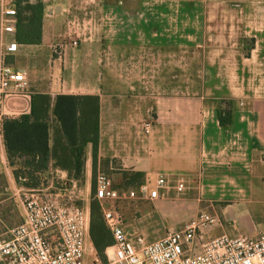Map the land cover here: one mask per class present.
Wrapping results in <instances>:
<instances>
[{
	"label": "crops",
	"instance_id": "1",
	"mask_svg": "<svg viewBox=\"0 0 264 264\" xmlns=\"http://www.w3.org/2000/svg\"><path fill=\"white\" fill-rule=\"evenodd\" d=\"M18 1L0 0V66L27 70L29 80L21 93L0 96V171L9 189L22 186L9 169L3 120L28 116L34 95L94 96L96 175L105 172L120 194L158 176L172 187L155 201H120L127 231L153 242L206 212L218 223L196 241L197 253L222 234L264 236V0H22V8L44 6L39 42L23 40L17 16L13 33L2 28L3 11ZM30 15L23 10L22 27ZM78 36L53 60V43ZM12 43L17 49L7 52ZM221 101L232 112L225 127ZM92 150L89 143L83 181L50 163L45 187L90 188ZM180 182L185 192L174 188ZM7 195L0 191V207Z\"/></svg>",
	"mask_w": 264,
	"mask_h": 264
},
{
	"label": "built area",
	"instance_id": "2",
	"mask_svg": "<svg viewBox=\"0 0 264 264\" xmlns=\"http://www.w3.org/2000/svg\"><path fill=\"white\" fill-rule=\"evenodd\" d=\"M2 28L15 31L16 8L3 11ZM83 36L62 38L51 45L53 60L61 59L68 45L78 46ZM17 44L7 46L14 52ZM28 71L0 66V96L21 93L28 86ZM153 121L144 123L150 134ZM187 190L183 182L174 187ZM172 189L163 176L154 185L144 184L139 192L120 194L105 172L95 178L94 198L102 205L103 219L111 234L113 258L103 261L97 252L93 264H264V236L230 237L222 234L205 240L196 252V241L218 223L216 215L200 212L180 229L169 230L165 237L147 242L145 236L126 230L115 203L124 200L155 201ZM23 208L20 224L0 232V264H85L89 229L86 214L79 204L80 189L75 184L43 189L17 188ZM20 193L22 195H20ZM23 197V199L21 198Z\"/></svg>",
	"mask_w": 264,
	"mask_h": 264
},
{
	"label": "trees",
	"instance_id": "3",
	"mask_svg": "<svg viewBox=\"0 0 264 264\" xmlns=\"http://www.w3.org/2000/svg\"><path fill=\"white\" fill-rule=\"evenodd\" d=\"M21 1L15 5L19 34H23L25 41L39 42L44 6L37 2L35 5L27 3L22 8ZM24 9L29 10L31 15L28 18L29 25L22 27ZM99 109V99L94 96L58 95L52 100L47 94H38L31 99L28 116L3 120L1 129L8 165L16 183L29 189L46 188L50 163L56 168L66 170L71 178L83 181L86 147L89 143L93 147L95 176L99 145ZM218 119L223 127L231 123L229 102L221 101ZM2 176L3 172L0 171V191L5 189ZM94 194L95 186L93 197ZM103 226L112 243L105 221ZM98 247L96 246L97 249Z\"/></svg>",
	"mask_w": 264,
	"mask_h": 264
},
{
	"label": "rangeland",
	"instance_id": "4",
	"mask_svg": "<svg viewBox=\"0 0 264 264\" xmlns=\"http://www.w3.org/2000/svg\"><path fill=\"white\" fill-rule=\"evenodd\" d=\"M95 178L96 175L93 176V182L90 188H86L85 186H83V184L80 187L78 186V188L80 189L79 204L82 206L86 214V221L90 232L89 237L87 239V254L84 259L85 264H93V259L97 251H98L97 254L100 255L103 261L113 258V253L111 250V242L108 234H105L103 228L104 221L102 214V205L99 201H96L93 197ZM2 180L5 182L4 191L8 194L6 197L7 201L3 203V205L0 207L2 212V220H0V232L5 233L8 228L20 224L23 218V208L20 203V196L16 195V190L9 189L6 172L3 173ZM68 186H70L69 183ZM57 187L61 188V185H57ZM20 195L22 194L20 193ZM21 198L23 199L22 196ZM126 201L128 200H124L125 203ZM123 205L124 204H122L120 201H118V203L117 202L115 203L116 210L122 216L123 221L128 222L126 219L124 220L125 215H124ZM137 215L138 214H136L135 216ZM156 233L155 235H153V237L148 236L147 238L149 240H153L154 238L158 239ZM96 246H99L98 249L96 248Z\"/></svg>",
	"mask_w": 264,
	"mask_h": 264
}]
</instances>
